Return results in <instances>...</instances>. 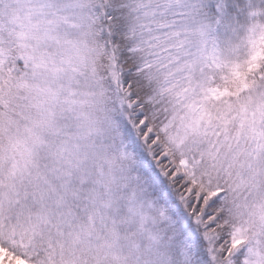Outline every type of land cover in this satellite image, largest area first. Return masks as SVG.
I'll return each instance as SVG.
<instances>
[{
  "label": "snow or ice",
  "instance_id": "snow-or-ice-1",
  "mask_svg": "<svg viewBox=\"0 0 264 264\" xmlns=\"http://www.w3.org/2000/svg\"><path fill=\"white\" fill-rule=\"evenodd\" d=\"M0 264H264V0H0Z\"/></svg>",
  "mask_w": 264,
  "mask_h": 264
}]
</instances>
